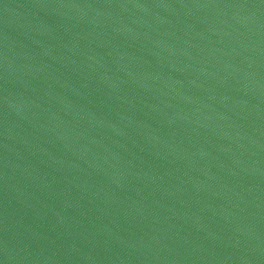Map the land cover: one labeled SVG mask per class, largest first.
Instances as JSON below:
<instances>
[{
	"label": "water",
	"instance_id": "water-1",
	"mask_svg": "<svg viewBox=\"0 0 264 264\" xmlns=\"http://www.w3.org/2000/svg\"><path fill=\"white\" fill-rule=\"evenodd\" d=\"M0 264H264V0H0Z\"/></svg>",
	"mask_w": 264,
	"mask_h": 264
}]
</instances>
